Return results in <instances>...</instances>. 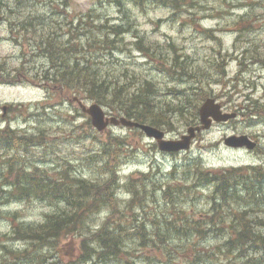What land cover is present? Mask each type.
Masks as SVG:
<instances>
[{"label": "rangeland", "instance_id": "1", "mask_svg": "<svg viewBox=\"0 0 264 264\" xmlns=\"http://www.w3.org/2000/svg\"><path fill=\"white\" fill-rule=\"evenodd\" d=\"M120 1L122 6L117 5L116 0H3L0 4V57L6 59L16 74L23 72L26 78L22 86L0 87V114L1 106L13 104L7 123L11 122L18 129V135L26 133L31 140L28 150L26 146L17 153L0 150V260L7 256L4 249L32 250L35 245L9 238L15 223L34 227L54 209L40 199L16 201L8 198V183L15 181L16 173L3 163L12 156L17 161L16 166H25L26 171L37 166L55 177L60 170L70 166L71 174L78 178H95L100 163L94 157L89 158L104 146L111 134L128 143L122 158L114 162V166H118L121 184L128 177L157 183L170 181L176 176L182 178L181 168L195 158L204 168L246 165L264 168V0H183L178 9L166 0ZM29 18L38 22L30 29L34 39L41 38V42L45 39V44L51 43L55 49L56 45L60 47L56 58H61L60 51L70 45L72 50L78 49L76 56L84 59L80 61L81 65L88 66L100 77L108 80L118 77L121 82L130 80L131 75L138 80L151 79L155 84L153 101L158 108L171 102V108H186L184 114L190 116L195 106L205 98L213 97L223 106V111L238 115L227 122L213 123L198 134L188 150L178 153H163L153 147L152 139L122 125H110L98 133L91 123H87L90 119L78 105L58 94L55 82L46 78L55 71L50 60L27 54V44L22 51L13 40L17 24ZM104 24H121L129 28L117 39L113 51L103 43ZM49 35L51 37L47 39ZM109 38L117 37L109 35ZM139 39L150 47L148 53L137 48ZM68 52L66 57H69L67 62L71 68L75 53ZM176 54L183 55L179 61L184 59L187 65L186 70L178 75L171 67ZM184 55L188 56L187 59ZM30 79L35 81L28 83ZM172 87L185 92L175 98L169 90ZM73 95H78L84 103H92L82 94ZM254 103L257 116L249 112L254 110ZM103 108L107 116H120L108 107ZM172 121L173 129L163 130L167 138H178L186 131L187 125L177 114ZM3 126L0 125V129ZM240 134L256 140L261 150L225 146L226 137ZM175 165L179 167V173L171 174ZM214 189L213 185L199 186L187 195L176 196V201L171 203L157 188L154 191L157 203L149 197L147 200L145 197L135 198L132 208L125 205L124 201L130 195L122 189L113 208L91 213V229L96 230L106 223L110 225L109 229H113L114 223L121 221L123 229L131 233L133 224L143 223L149 241L143 243L141 240L142 244L138 246L136 235H129V246L134 244L136 249L128 258L129 264H242L245 259L234 260L236 254L231 249H228L231 257L219 250L236 236L232 227L233 216L242 214L247 208L246 202L234 199L227 207L229 210L222 208V216L228 224L207 230L198 237L164 235L167 232L163 216L168 219L180 217L185 223L188 219L210 220L209 200ZM6 196L8 200L4 201ZM258 198V203L250 205L253 211L249 214L252 218L264 220V195ZM63 206L62 202L57 204L58 208ZM154 220L157 225L153 224ZM255 230L264 236V224L256 226ZM78 242L79 239L74 242L76 249ZM64 244L57 243L54 249L50 245H38L37 252L45 255L39 264H64L68 258L73 263L78 257H66L59 248ZM13 257L7 258L9 264H37ZM122 258L104 263L76 261L75 264H122Z\"/></svg>", "mask_w": 264, "mask_h": 264}, {"label": "trees", "instance_id": "2", "mask_svg": "<svg viewBox=\"0 0 264 264\" xmlns=\"http://www.w3.org/2000/svg\"><path fill=\"white\" fill-rule=\"evenodd\" d=\"M173 6L174 9L181 8L183 0H166ZM117 5L122 6L120 0H116ZM193 7V6H190ZM38 22L30 18L28 20L20 21L14 29V40L21 45L25 50V43L27 54L35 56H44L50 60V65L55 69L54 74L46 76L48 81L55 82L57 93L60 95L82 94L83 98L89 99L100 105L108 107L113 113L127 118H133L141 123H148L165 130L173 129L172 117L177 114L184 124L195 125L197 123V115L199 106L194 107L192 115L184 114L183 107L171 108V102H166L158 108L153 101L155 92V84L151 79L139 78L131 75L127 82H121L118 77L114 80L100 77L95 71H90L88 66L81 65L83 58L80 60L76 53L77 48L70 45L64 46L60 51L61 58L55 57L60 47L56 45V49L51 43L45 44V39L33 38L30 32L31 27ZM41 23V22H40ZM106 29L104 45L108 49H116L117 39L129 31L123 25H108L104 24ZM122 28V29H121ZM109 35L117 38H109ZM16 36V37H15ZM32 37V38H31ZM51 35L47 36V39ZM70 43V41H68ZM46 45V46H44ZM139 50L148 53L150 47L145 46L142 39L136 42ZM114 49L110 50L113 51ZM74 52V61L70 68L66 55ZM183 55L176 54L174 57L173 68L175 74L184 72L187 68L185 60L179 61ZM187 59V55H184ZM59 62V64H57ZM186 67V68H185ZM179 71V72H178ZM196 74V72H195ZM126 75V74H125ZM123 75V76H125ZM54 77V78H53ZM128 78V77H126ZM45 82V80H44ZM138 83V85H137ZM174 94L175 98H179L180 93L185 90L172 87L169 89ZM204 94L202 93L201 96ZM78 96V95H77ZM188 100V98L186 99ZM253 104V109H254ZM250 114L257 116L258 110H250ZM111 113V114H113ZM89 124L90 121H87ZM91 126V125H90ZM139 133L140 130L135 129ZM36 138V137H34ZM7 142L4 137L0 135V143ZM21 143V142H20ZM17 141L10 139L9 149L13 145H19ZM31 144L29 137L25 138L22 146H26L28 150ZM4 145V144H1ZM128 143L124 138H118L108 135V139L104 146L98 149L92 157L100 163L96 169L98 176L95 178H81L71 174L72 168L70 166L60 170L55 177H51L46 169H41L35 166L33 170L26 171L25 166L18 168L16 160L7 158L3 166L8 167L10 171L15 172V181L9 182L10 189L6 192L8 198L16 201L25 200V198L40 199L45 201L54 209L52 212L45 214L43 222L33 226L24 225L22 223H15L12 227L11 239H17L31 244H35L31 249L24 250H5L6 258L0 260V264H9L7 258H22L30 263L37 262L39 264L44 260L45 255L37 252L38 245L45 247L50 245L55 248L57 243L64 242V247H59L63 250L66 257H78L73 263L68 258L64 264H75L76 261L82 263L92 262H109L120 260L122 264H129L128 258L136 250L134 244L129 242L131 239L129 235H136V243L139 245L147 240L146 231L142 225L133 224V232H128L123 229V222L116 221L114 227L108 228V223L96 230L91 229L90 215L99 210H108L116 205L118 193L122 189L127 192L130 197L124 201L125 205L132 208L135 198L145 199L149 197L152 202H156L155 190L160 189V192L167 198V201L174 203L176 196H183L190 193V190L213 185L215 189L210 196V213L208 216L210 220L203 222L196 221V219H188L186 223L181 221L180 217L176 219H168L163 216V225L167 234L176 236L198 237L210 229H217L228 223L222 216L223 209L229 210L227 207L233 200L246 202L242 214L233 216L232 227L235 229L236 236L229 239L231 243L225 244V249H231L238 258H247L244 264H264V236L256 226H262L264 220L252 218L249 214L253 211L249 208L250 205L259 202L261 195H264V168L259 166H239V167H225V168H204L199 163V159L195 158L189 161L181 168L183 173L182 178L173 177L170 181L157 183L155 181L147 182L145 179L127 178L124 184H121L118 176V166H114L117 158H122L123 150L127 151ZM22 160L18 158V162ZM246 170V171H245ZM245 171V172H244ZM179 173V167L174 166L172 173ZM244 172V173H243ZM146 176V175H144ZM152 190H147V188ZM140 196V197H137ZM7 196L4 201L8 200ZM258 198V199H257ZM62 202L63 208H58L57 204ZM157 203V202H156ZM223 208V209H222ZM134 216V215H133ZM256 222V223H255ZM153 224L157 225L156 220ZM112 226V225H111ZM79 239V242H74ZM50 248V247H49ZM56 248V249H59ZM221 251V248L220 250ZM57 263V262H56Z\"/></svg>", "mask_w": 264, "mask_h": 264}, {"label": "water", "instance_id": "3", "mask_svg": "<svg viewBox=\"0 0 264 264\" xmlns=\"http://www.w3.org/2000/svg\"><path fill=\"white\" fill-rule=\"evenodd\" d=\"M1 1V0H0ZM74 100H78L76 97ZM81 110L89 115L92 126L98 130L103 131L108 125H119L126 127H135L141 129L145 135L154 136L157 139L162 137V132H160L156 127L146 124L138 123L133 120H129L125 117H107L103 107L97 103L84 104L82 101H77ZM235 113L223 112L221 105L216 102L213 98H207L203 101L199 109V117L201 126H192L186 130L187 134H183L179 140L161 142L160 147L167 151H179L181 149H187L190 145L191 139L195 136V131H200L201 129H208L213 121L214 122H226L229 119L235 117ZM227 146L232 147H242L252 148L254 142L251 141L247 135H233L225 138L224 140Z\"/></svg>", "mask_w": 264, "mask_h": 264}, {"label": "flooded vegetation", "instance_id": "4", "mask_svg": "<svg viewBox=\"0 0 264 264\" xmlns=\"http://www.w3.org/2000/svg\"><path fill=\"white\" fill-rule=\"evenodd\" d=\"M24 68H22L23 70ZM24 81H25V77L23 72H18L17 74L15 73L14 68H10L6 59L0 57V87H5V88H9V87H14V86H20V85H24ZM67 99H69L67 97ZM13 104H7V105H3L1 106V110L2 113L0 114V125H4L3 129H0V133H4L5 137L8 139L7 143H6V150L9 149V140L12 138L13 140H17L18 142L24 140L26 133H22V135H18V129L14 128L12 126V123L10 122L9 124L7 123V120L9 119V115L11 113L12 110V106ZM20 107V106H19ZM6 121V122H4ZM5 123V124H4ZM260 148V145H256V147L254 148V150H257ZM8 152L11 151H17V148L11 147V149L7 150Z\"/></svg>", "mask_w": 264, "mask_h": 264}, {"label": "bare ground", "instance_id": "5", "mask_svg": "<svg viewBox=\"0 0 264 264\" xmlns=\"http://www.w3.org/2000/svg\"><path fill=\"white\" fill-rule=\"evenodd\" d=\"M122 29V28H121ZM207 98H213V97H207ZM207 98H205V99H207ZM213 99H215V98H213ZM203 103V102H202ZM202 103L199 105V108H198V120H197V123L195 124V125H188L187 127H186V129L185 130H187L188 128H190V127H192V126H201V122H200V117H199V109H200V106L202 105ZM105 111V110H104ZM105 114H106V112H105ZM238 114L236 113V116H237ZM106 116H107V114H106ZM108 118L109 117H116V118H120V117H125V116H123V115H121V116H116V115H111V116H107ZM125 118H127V117H125ZM127 119H129V120H133V121H136V120H134L133 118H127ZM39 121V120H38ZM136 122H138V121H136ZM36 123V122H35ZM138 123H141V122H138ZM111 125H113V124H111ZM119 125H121V124H119ZM110 126V125H109ZM113 126H117V125H113ZM153 126V125H152ZM212 126V125H211ZM210 126V127H211ZM154 127H156V126H154ZM209 127V128H210ZM160 132H162V137L160 138V139H157L156 137H154V136H148V135H145L146 137H148L149 139H152L153 141H154V143H153V147L154 146H156L157 147V149L159 150V151H161V152H163V153H178V152H181V151H186V150H188L189 148H190V146L192 145V143H193V141L196 139V137L198 136V134H200L202 131H204V130H207V129H201L200 131H195V136L191 139V142H190V145H189V147L187 148V149H181V150H179V151H167V150H163L161 147H160V143L163 141V142H166V141H175V140H179L180 138H181V136L183 135V134H187V132L185 131L183 134H181L178 138H167L166 137V131H164L163 129H161V128H158V127H156ZM208 128V129H209ZM137 129H139V128H137ZM96 130V129H95ZM98 133H99V131L98 130H96ZM0 135L2 136V137H4L5 138V140L6 141H8V139L5 137V135H4V133H0ZM241 135H245V134H241ZM230 136H233V135H230ZM26 137H29V136H25V138ZM25 138H24V140H22V141H20V142H18L17 140H13L12 138H11V140L12 141H17L18 143H20L19 145H13L12 147H16L17 148V151H16V153L20 150V148L21 147H23L22 146V142H24L25 141ZM225 140V139H224ZM10 141V140H9ZM6 143L7 142H4V143H0V150H1V152H3V153H7L8 151L7 150H9V149H7L6 150ZM1 144H4V145H1ZM224 144H225V142H224ZM9 145H10V142H9ZM256 145L257 144H254V146L252 147V148H247L248 150H250V151H254V148L256 147ZM259 150H261L260 148L259 149H257L256 151H259ZM21 160V159H20Z\"/></svg>", "mask_w": 264, "mask_h": 264}]
</instances>
